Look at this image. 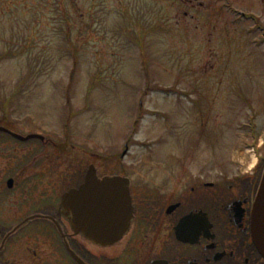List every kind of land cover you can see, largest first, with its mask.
<instances>
[{"label": "rangeland", "instance_id": "374dc122", "mask_svg": "<svg viewBox=\"0 0 264 264\" xmlns=\"http://www.w3.org/2000/svg\"><path fill=\"white\" fill-rule=\"evenodd\" d=\"M96 1L93 11L81 0H0V115L53 143L47 152L34 140L19 144V180L34 155L86 168L94 144L95 167L108 173L130 132L125 161L196 146L213 169L246 164L249 120L264 141V39L246 34L250 22L229 23L217 1L201 14L208 21L175 27L172 7L161 32L139 35ZM204 114L208 143L192 122Z\"/></svg>", "mask_w": 264, "mask_h": 264}, {"label": "flooded vegetation", "instance_id": "af4514ba", "mask_svg": "<svg viewBox=\"0 0 264 264\" xmlns=\"http://www.w3.org/2000/svg\"><path fill=\"white\" fill-rule=\"evenodd\" d=\"M67 1L61 5L67 7ZM217 1L229 23H251L261 18L258 10L264 11V0H171L169 8L165 0L96 4L110 3L113 14H125L124 20L143 35L149 29L161 32L172 7L174 18L168 21L175 27L208 21L201 14L212 12ZM87 5L95 10V0H81L80 6ZM206 118L192 122L203 124L204 133L199 134L208 143ZM0 127L14 133L17 121L0 115ZM38 142L44 152L53 146L49 139ZM263 146L264 141L253 168L231 162L213 169L210 153L196 146L160 151L153 159L141 156L135 162L125 161L128 152L115 153L108 175L127 179L132 218L125 233L101 246L76 231L59 209L61 195L82 183L84 165L36 163L34 155L28 179L21 182L19 143L0 132V264H264L249 230ZM90 157L95 175V144Z\"/></svg>", "mask_w": 264, "mask_h": 264}, {"label": "water", "instance_id": "95a60500", "mask_svg": "<svg viewBox=\"0 0 264 264\" xmlns=\"http://www.w3.org/2000/svg\"><path fill=\"white\" fill-rule=\"evenodd\" d=\"M14 137L21 141L42 139L38 135ZM60 210L70 225L86 239L102 246L109 245L129 227L131 206L128 183L120 177L98 179L90 165L83 183L63 195ZM250 232L252 241L264 256V168L252 203Z\"/></svg>", "mask_w": 264, "mask_h": 264}, {"label": "bare ground", "instance_id": "6f19581e", "mask_svg": "<svg viewBox=\"0 0 264 264\" xmlns=\"http://www.w3.org/2000/svg\"><path fill=\"white\" fill-rule=\"evenodd\" d=\"M246 153V152H245ZM250 163L251 164H254L255 163V160H250Z\"/></svg>", "mask_w": 264, "mask_h": 264}]
</instances>
